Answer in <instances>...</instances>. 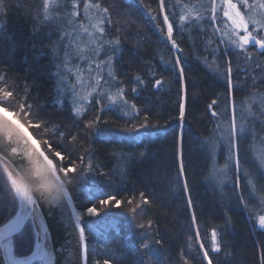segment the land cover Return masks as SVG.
Instances as JSON below:
<instances>
[{
    "label": "trees",
    "instance_id": "16d2710c",
    "mask_svg": "<svg viewBox=\"0 0 264 264\" xmlns=\"http://www.w3.org/2000/svg\"><path fill=\"white\" fill-rule=\"evenodd\" d=\"M57 1L51 9V19L41 23L44 18L38 14L43 0H3L0 68L6 69L5 74L10 73L21 89L27 87L28 103L37 106L46 126L54 128L47 137L38 140L58 166L70 165L68 159L59 162L54 151L76 163H80L81 156L85 163L90 158L98 170L88 173L83 171V165L78 170L79 175L69 189L78 210L96 202L90 200L91 191L110 192L124 201L120 207L114 204L103 207L99 216H85L82 221L86 226L87 264H94L97 259H111L112 264H185L186 261L206 264L198 247L201 241L209 250L213 264H264V228L253 223L249 212L237 205L233 193L225 188L221 196L207 179L211 164L209 150L202 142L213 135L218 124L212 111L219 114L222 105L228 103L229 93L234 99H242L254 91L251 84L229 90L226 79L210 71L205 58L208 61L217 58L223 63L216 54L218 50L211 56L213 49L220 50L221 41L214 40L211 47L199 36L188 37L185 26L179 23V0H165V11L173 23V38L183 50L179 53L185 68L182 79L172 67L178 53L166 36L164 13L158 0H92L110 10L111 22L105 21L103 25V39L107 42L103 57L105 60L111 57L118 87L124 89L125 99L135 103L140 113L138 119L129 120L123 115L122 107L100 111L102 105L92 101L81 116H76L69 99L57 97L60 78L57 71L63 67L72 27L80 26L73 18L72 5L77 4L81 13L86 0ZM117 39L118 45L109 43ZM137 76L142 82L137 81ZM156 79L161 81L160 85L155 84ZM185 87V118L181 121L179 107ZM213 100L217 105L212 104ZM97 115L100 121L96 127L87 129L86 122ZM144 116L152 124L151 135L130 146L123 138L124 126L139 123ZM27 117L33 126L35 118ZM32 130L34 134L39 131L34 126ZM72 136H77L76 142ZM247 145L248 139L244 141V146ZM181 149L188 193L182 190L177 178ZM141 192L149 199L147 205L141 203ZM188 195L192 207L187 205ZM128 200L132 201L131 205ZM133 207H137L136 213L131 211ZM16 208L12 194L0 186V221ZM193 210L199 237L191 228ZM148 220L153 221L151 226H147ZM142 223L146 224L145 228L139 227ZM213 228L219 234V253L212 251ZM33 229L29 222L22 234L15 237L16 251H32ZM156 240L163 244H155ZM143 243H149L157 254L153 256L143 249Z\"/></svg>",
    "mask_w": 264,
    "mask_h": 264
},
{
    "label": "snow or ice",
    "instance_id": "6c2138e0",
    "mask_svg": "<svg viewBox=\"0 0 264 264\" xmlns=\"http://www.w3.org/2000/svg\"><path fill=\"white\" fill-rule=\"evenodd\" d=\"M159 8L161 12H164L163 21L166 24V36L170 40L173 48L176 49L178 53L174 57V63L172 67L178 72L180 77L183 79L185 77V68L181 63V53L183 50L177 44L176 40L173 38V23L169 20V15L165 11V0H158ZM53 0H43V7L39 16H43L41 23L47 22L51 19V6ZM223 5L222 17H218L217 11V0H210L208 8H204L203 5H195L193 8L188 9V15H180L179 23L183 26L185 21L192 19L193 22L199 23L204 19V13L210 12L209 21L212 24L214 32L220 34L221 39L225 42V52L228 51V45L238 48L244 52L245 59L251 60L252 54L247 52L246 46L250 42H255L261 49H264V0H221ZM187 8V6H185ZM89 9H95L96 15L89 17L90 27L93 31L98 33H104L105 29L103 27L105 21L111 22L110 10L108 7H101L100 4H86L84 11L87 14ZM3 0H0V15L4 14ZM223 18H226L224 20ZM153 19H155L153 17ZM220 19L221 23L217 24L216 21ZM95 20L92 24L91 21ZM251 26V30H250ZM243 31V35L241 34ZM88 32V29H84ZM255 33V34H254ZM91 36V33H88ZM69 35V33H65ZM109 43L113 45H118L119 40L110 41ZM212 41H209L211 44ZM100 44L93 43L90 49V54L92 56H99L100 54ZM113 53L115 48L112 49ZM215 52L216 49H213ZM80 59H85L84 55H80ZM111 62V57H109V63ZM207 66L213 71H218L219 66L215 59L208 61L205 58ZM226 83L229 90L235 87L232 74L233 67L230 58H226ZM89 69L92 65L89 64ZM256 67H261L264 70V66L259 64ZM96 68H100V64L96 65ZM6 69L0 68V105H18L20 109L29 117L35 118L36 122L33 125L38 127L42 121L39 117L37 111V106L28 103L26 98L28 95V89H21L14 80L11 79V75L5 74ZM111 76L112 73L109 72ZM154 76L155 73H152ZM57 76L60 77L59 84L63 85L64 90L68 89V86L64 84V76L62 75V69H58ZM102 77L99 75L95 78V86L88 85L90 89L86 94L81 95L72 89V100L77 106L74 109L76 116H81L83 114V104L87 102L93 94L104 96V92L99 90L100 81ZM138 82L140 77H136ZM253 80V85L255 84L256 77L251 76ZM156 85H160L161 81L159 79L155 80ZM83 87V83L81 84ZM60 91V89H58ZM136 89H133L135 92ZM109 104L102 105L100 111L110 110L111 105L119 104L123 111V115L129 120H136L139 117L140 109L135 103L129 104L126 99H124V89L119 88L117 92L108 97ZM187 100V88H184V95L181 98V104L179 107V117L183 121L185 118V104ZM213 105H217V101H212ZM225 113L230 114V119L227 121H220L219 124L215 125L213 129V136L202 143L209 150V158L211 164V171L207 177L208 181L211 183L213 188L219 190L221 196L223 195V190L228 188L231 193L234 194L237 205L243 207L249 212L250 219L253 223L259 224L261 228H264V134H256L253 127L246 123V114L240 111L238 116V107L235 99L229 93L228 103L224 109ZM251 113H249L250 115ZM211 115L213 117H219L216 111H212ZM100 117L97 115L94 119L88 120L86 122L87 129H94ZM239 121V122H238ZM15 123L8 116H3L0 118V133L7 135L10 139L12 137L11 125ZM124 139L130 146H136L141 140L146 136L151 135L149 129L152 128V124L148 116H144L139 123H132L130 125H125ZM54 128H51L53 131ZM143 130V131H141ZM21 133L18 131L17 135ZM24 138L22 143L12 149V152L16 155L15 165L19 167L26 160L35 161L36 164L43 168L46 164L48 166V171L44 174V179H55L56 181L63 183L61 180V174L64 176L72 175L75 179L79 175L81 166L83 165V171L88 173L98 171L94 169L93 162L89 158L85 163L84 157H79L80 163L73 162L69 157L62 155L60 151H54V157L59 158V162L68 159V165L70 166H58V162L51 158L49 153L40 144L34 140L30 134H23ZM64 134L61 133V136ZM249 145L244 146V141L249 139ZM73 142L77 141V136L71 137ZM256 142H259L261 147L259 149H254ZM51 147L50 145H46ZM244 146L243 154L241 148ZM219 149V151H218ZM219 152L224 153V164L219 166L216 161V157ZM140 155H143L141 153ZM104 175L103 173H99ZM83 178V177H81ZM177 178L181 182L180 187L185 193L189 192V182L185 174V165L183 161L182 149L180 150V159L178 161V173ZM241 178H243V184L241 183ZM0 186L6 187V189L12 194L13 202L15 204L18 201V211H14L12 214L5 216L3 221H0V248L3 249L5 257L8 264H31L33 260H39L41 264H54L55 255L54 251L47 246V231H43V236L40 238V242L35 244V251H31V254H25L19 250L14 253L13 238L14 235L22 234L25 222L27 220H32L35 222L39 213L37 209L39 208V202L42 201L40 198L33 196L28 192V190L21 184H18L16 178L13 176L12 171L7 167L0 166ZM141 203L147 205L149 199L143 192L140 194ZM90 200L96 202L91 203L90 206L84 205L83 210H78L77 205L73 203V197L70 192H66L65 204H61V215L63 216V221L66 226L72 229L74 233V238L76 243L80 247V256L84 262L87 264L88 261V247H87V237H86V226L82 222L85 216H99L103 207L114 204L116 207H120L124 201L117 198L116 195L112 193H105L101 190L91 191L89 193ZM103 197V198H100ZM252 201L256 202L258 207L251 206ZM127 203L131 205L132 201L128 200ZM187 205L192 207L193 201L191 195L187 196ZM139 207V205H137ZM137 207L131 208L133 213H136ZM141 212L144 211L143 208L140 209ZM191 228L194 230L196 237L200 236V229L197 223V215L195 210L191 212L190 216ZM147 226H151L153 221L148 220ZM140 228H145L146 224H139ZM211 240L213 243L212 251L219 253L221 251V244L219 242V234L215 228L211 230ZM157 245H162L163 241L156 240L154 242ZM143 249L151 252V255L155 256L157 250L150 247L149 243L142 244ZM198 247L202 250L201 256L202 260L206 261V264H213V259L209 256V250L204 247L203 241H201ZM22 256V258H17ZM264 260V258H262ZM94 264H112L111 259L95 260ZM187 264V261L185 262Z\"/></svg>",
    "mask_w": 264,
    "mask_h": 264
},
{
    "label": "rangeland",
    "instance_id": "374dc122",
    "mask_svg": "<svg viewBox=\"0 0 264 264\" xmlns=\"http://www.w3.org/2000/svg\"><path fill=\"white\" fill-rule=\"evenodd\" d=\"M57 2H58L57 0H53L51 9L57 4ZM86 4H95V3L92 0H86L85 5ZM218 4L220 6V9L218 7V10H219L218 17H221L222 8H223L221 0H219ZM72 6L74 7L73 18L76 21H78V24H80V26L72 27V32H71L72 37L70 40L71 43L68 47L66 46V49L64 51V64L62 67V75L65 78L64 84L68 86V89L64 90L63 85L58 84L57 97L59 100H62L63 98L69 99V101L71 102L73 106V111H74L77 105L74 104L72 100V89L74 88L75 92H78L81 95L86 94L90 90L88 88V85L95 86V78L99 75L100 77H102L100 81L99 90H102L104 92V96L101 97L99 95L93 94L92 97H90V99L83 104V113H84L88 105L92 101H95L96 104L98 105H108L109 104L108 97L110 95L115 94L117 90L119 89V87H118L116 76L112 70V63L111 62L109 63V58L105 60V57H103L105 53L103 51L104 43L107 44V42L103 39V33L95 32L90 27L89 17L95 16L97 14L96 10L89 9V12L86 14L84 11L85 6L83 7L81 13L79 12L77 4L74 3V5ZM172 12H174L173 8H172ZM91 23L94 24L95 20H92ZM85 28L88 29V32L84 31ZM165 29H166V24H165ZM88 33H91V36H89ZM93 43L101 45L99 56H92L90 54V49L93 46ZM173 49L176 51L175 48ZM80 55H84L85 59H80ZM215 60L217 62V65L219 66V69L218 71H213L212 69L209 68L210 71L219 75L221 78L226 79V76L224 75L225 68L223 66V63L220 62L219 59L217 58H215ZM90 63L92 65L91 69H89L88 67ZM97 64H100L99 69L96 68ZM109 72L112 73L111 76L109 75ZM82 83L84 85L83 87L81 86ZM114 87L115 89H113ZM58 89H60V91H58ZM124 99H125V96H124ZM235 101L238 107V116H239L240 111H243L246 114V123H248L250 126L253 127V130L256 134H259L258 129L256 128V123H257L256 105L260 104L261 101L264 102V98L257 95L255 92H252L250 95L242 99H235ZM116 106H120V105L119 104L111 105L110 107L114 108ZM249 113L251 114L249 115ZM219 114L221 115H219L218 117V122H217L218 124L220 123V121H227L230 119V114L225 113L222 107L219 110ZM263 123H264V119H263ZM250 139L251 138H249L248 140ZM260 147L261 145L259 144V142H256L253 150L255 151V149H259ZM216 161L219 166H222L224 164V153L223 152H219V154L216 157ZM254 204H255L254 202L253 203L251 202V206H254ZM256 225L259 226L258 222L256 223ZM33 232H34V236H33V246H34V242H35V230L34 229H33ZM15 247L16 245L14 241V253L16 252ZM25 254H29V252ZM18 257H22V256H18Z\"/></svg>",
    "mask_w": 264,
    "mask_h": 264
},
{
    "label": "clouds",
    "instance_id": "9594fccd",
    "mask_svg": "<svg viewBox=\"0 0 264 264\" xmlns=\"http://www.w3.org/2000/svg\"><path fill=\"white\" fill-rule=\"evenodd\" d=\"M8 116L13 123L11 139L0 133V166L7 167L12 171L18 184L23 185L30 194L40 198L44 203L52 207L61 205L66 198V192H69L70 187L75 183V178L72 175L64 176L61 174L63 183L55 179L45 180L44 174L48 171V166L45 164L40 168L35 161L26 160L19 167H16V155L12 149L22 143L23 134H30L31 137L41 145L38 137H47L51 133V127L46 126L45 121H41L38 127L39 131L34 134L32 125L28 121V117L18 105L0 106V118ZM20 135H17V132Z\"/></svg>",
    "mask_w": 264,
    "mask_h": 264
},
{
    "label": "flooded vegetation",
    "instance_id": "af4514ba",
    "mask_svg": "<svg viewBox=\"0 0 264 264\" xmlns=\"http://www.w3.org/2000/svg\"><path fill=\"white\" fill-rule=\"evenodd\" d=\"M234 2H238V0H234ZM250 2H252V0H250ZM198 4L203 5L204 8H208L210 4V0H179L178 18L180 15H188V9H191L193 8V6ZM185 6H187V8ZM217 7H219L220 9L218 0H217ZM218 11H217V15H219ZM209 16H210V12H205L204 19L199 23L193 22L192 19L185 21L183 25L185 26L186 29V35L190 38H193L194 36H199L200 39L206 42L212 41L211 47L213 46L214 40L221 41L220 44L221 48L220 50L219 48L216 49V51L218 50L216 54L222 57L225 71L227 67L225 60L226 58L231 59L232 67H233L232 79L235 87L240 88L248 84L249 85L251 84L252 86H254L253 92L264 98V70H262L261 67H256L257 64L264 66V49H261L259 45H257L254 41L250 42L246 46V49L248 53L252 54L251 60L245 59L244 52L238 48L232 47L231 45L227 46L228 51L225 52V47H226L225 42L223 39H221L220 34L218 32L213 31L212 24L209 21ZM223 19L226 20V18ZM216 23L220 24L221 20L218 19ZM250 30H251V26H250ZM180 31H182V28H180ZM241 34L242 35L244 34L242 30H241ZM212 55L213 56L215 55V52L213 50L211 51V56ZM251 76L256 77L254 85ZM225 106H226L225 104L222 105L223 110L225 109ZM256 114L260 128L259 134H261V131L264 129V123H263L264 102L261 101L260 104L256 105Z\"/></svg>",
    "mask_w": 264,
    "mask_h": 264
},
{
    "label": "water",
    "instance_id": "95a60500",
    "mask_svg": "<svg viewBox=\"0 0 264 264\" xmlns=\"http://www.w3.org/2000/svg\"><path fill=\"white\" fill-rule=\"evenodd\" d=\"M65 203L66 201L62 204ZM18 210L19 207L17 201L16 211ZM37 212L39 215L37 216L35 222L27 220L24 225L25 228L27 223L30 222L35 230V242L32 251H35V244L40 242V238L43 236V231L46 230L47 246L54 251L55 255L54 264H84L80 256V247L74 238V233L72 229L66 226L63 221V216L61 215V205L52 207L43 201H40ZM16 236L17 235H14L13 245ZM30 254L31 252L28 255ZM0 264H8L2 248H0ZM31 264H41V262L39 260H33Z\"/></svg>",
    "mask_w": 264,
    "mask_h": 264
},
{
    "label": "bare ground",
    "instance_id": "6f19581e",
    "mask_svg": "<svg viewBox=\"0 0 264 264\" xmlns=\"http://www.w3.org/2000/svg\"><path fill=\"white\" fill-rule=\"evenodd\" d=\"M256 128L258 129V132H259V130H260V128H259V122L257 121V123H256ZM260 133V132H259ZM261 134H264V129L261 131Z\"/></svg>",
    "mask_w": 264,
    "mask_h": 264
}]
</instances>
